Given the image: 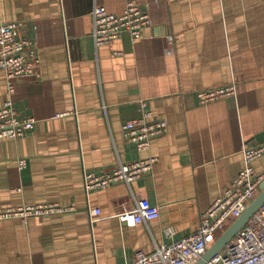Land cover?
I'll return each mask as SVG.
<instances>
[{
	"label": "crops",
	"instance_id": "crops-1",
	"mask_svg": "<svg viewBox=\"0 0 264 264\" xmlns=\"http://www.w3.org/2000/svg\"><path fill=\"white\" fill-rule=\"evenodd\" d=\"M129 2L150 16L140 38L96 46L93 8L121 15ZM12 21L40 63L12 95L0 70V108L11 98L21 119H36L26 136L0 139V212L67 209L0 218V264L130 263L168 241L166 227L176 239L197 231L244 167L243 149L264 145V0H0V24ZM227 86L235 93L200 103L198 91ZM144 112L167 132L142 151L123 125ZM148 157L152 171L131 184L86 192V173ZM253 167L264 178V155ZM142 199L157 219L134 221Z\"/></svg>",
	"mask_w": 264,
	"mask_h": 264
},
{
	"label": "built area",
	"instance_id": "built-area-1",
	"mask_svg": "<svg viewBox=\"0 0 264 264\" xmlns=\"http://www.w3.org/2000/svg\"><path fill=\"white\" fill-rule=\"evenodd\" d=\"M175 1V0H169ZM93 39L96 46L110 45L122 33L129 32L134 40L141 36L142 28L150 23V16L137 3L129 2L121 15L109 13L105 6L96 5L92 11ZM21 22L0 24V70L7 77L8 92H14L16 79L33 75L40 59L31 41L19 37ZM235 93L234 86L216 87L197 92L200 103H208ZM145 106V103H142ZM35 118L21 119L13 100L7 99L0 108V139H16L26 136L34 129ZM167 132L164 119H154L151 112L130 119L123 125L124 138L139 150H147L153 139ZM264 155V145L243 149L244 167L233 178L223 194L200 214L197 231L176 239V231L169 226L164 229L168 241L156 245L151 253L139 252L136 259L126 264H195L216 239L225 231L229 223L239 217L260 191L262 176H257L253 162ZM155 157H148L132 163H120L111 172L84 175L87 193L106 188L117 183L131 184L152 171ZM26 160L20 166H26ZM67 208L58 203H45L6 207L0 218L38 216L61 212ZM136 223H148L160 216L159 208L148 199L137 202L131 211ZM125 213H128L125 212ZM123 213V214H125ZM101 214L99 209H90L91 219ZM206 264H264V204L251 216L235 237Z\"/></svg>",
	"mask_w": 264,
	"mask_h": 264
},
{
	"label": "water",
	"instance_id": "water-1",
	"mask_svg": "<svg viewBox=\"0 0 264 264\" xmlns=\"http://www.w3.org/2000/svg\"><path fill=\"white\" fill-rule=\"evenodd\" d=\"M260 191L257 196L251 201L245 211L237 217L225 231L216 239L213 245L206 251L203 257L195 264H206L216 254L221 252L224 247L235 237L238 231L244 227L251 216L264 204V178L260 182Z\"/></svg>",
	"mask_w": 264,
	"mask_h": 264
},
{
	"label": "trees",
	"instance_id": "trees-1",
	"mask_svg": "<svg viewBox=\"0 0 264 264\" xmlns=\"http://www.w3.org/2000/svg\"><path fill=\"white\" fill-rule=\"evenodd\" d=\"M232 222H233V221H232ZM230 224H231V222L229 223V225H230ZM229 225H228V226H229Z\"/></svg>",
	"mask_w": 264,
	"mask_h": 264
}]
</instances>
